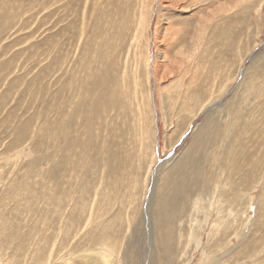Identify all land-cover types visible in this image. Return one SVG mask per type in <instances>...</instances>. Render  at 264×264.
Instances as JSON below:
<instances>
[{
  "label": "rangeland",
  "instance_id": "1",
  "mask_svg": "<svg viewBox=\"0 0 264 264\" xmlns=\"http://www.w3.org/2000/svg\"><path fill=\"white\" fill-rule=\"evenodd\" d=\"M0 264H264V0H0Z\"/></svg>",
  "mask_w": 264,
  "mask_h": 264
},
{
  "label": "bare ground",
  "instance_id": "2",
  "mask_svg": "<svg viewBox=\"0 0 264 264\" xmlns=\"http://www.w3.org/2000/svg\"><path fill=\"white\" fill-rule=\"evenodd\" d=\"M163 1V0H162ZM180 1V0H179ZM159 3V2H158ZM169 3V2H168ZM172 3V2H171ZM176 3H177V1H176ZM182 3V2H181ZM173 4V3H172ZM175 4V3H174ZM183 4V3H182ZM171 5V4H170ZM169 5V6H170ZM176 5V4H175ZM174 5V6H175ZM177 5H179V4H177ZM155 6H157V5H155ZM154 6V7H155ZM159 6V5H158ZM161 6V5H160ZM159 6V7H160ZM159 7H157V8H159ZM176 7V6H175ZM179 6H177V8H178ZM166 9V8H165ZM182 9H184L183 7H182ZM186 9V8H185ZM160 10H162V8L160 9ZM162 12V11H161ZM181 12V11H180ZM187 12V11H186ZM182 13V12H181ZM169 17V16H168ZM166 18V17H165ZM166 20H168V19H166ZM166 22V21H165ZM167 23V22H166ZM169 23V22H168ZM171 23V22H170ZM171 24H173V23H171ZM169 27V29L172 27V25H169L168 26ZM168 27L167 28H165V30H168ZM201 28V27H200ZM185 31H186V29H185ZM176 32V31H175ZM179 32V31H178ZM177 32V33H178ZM199 33L198 32H196V36L198 35ZM199 35H201V34H199ZM194 46V45H193ZM187 51V50H186ZM194 51V50H193ZM193 53V52H192ZM195 55V54H194ZM192 56V55H191ZM254 80H252L251 79V81H249L251 84H250V91H252L253 92V90H255L256 88H255V85H254V82H253ZM248 82V83H249ZM262 84H260V86H261ZM184 166H186V165H184ZM199 168H200V166L199 165H197V167H196V169L195 170H197V171H199ZM235 213V212H234ZM223 217V216H222ZM227 217V216H226ZM229 217V216H228ZM221 220V219H220ZM225 225V224H224ZM99 241V240H98Z\"/></svg>",
  "mask_w": 264,
  "mask_h": 264
}]
</instances>
